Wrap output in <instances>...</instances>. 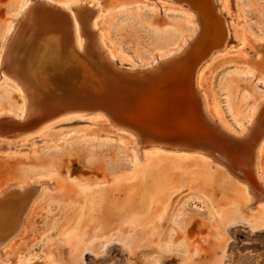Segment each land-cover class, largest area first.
<instances>
[{"label": "rangeland", "instance_id": "1", "mask_svg": "<svg viewBox=\"0 0 264 264\" xmlns=\"http://www.w3.org/2000/svg\"><path fill=\"white\" fill-rule=\"evenodd\" d=\"M79 1L94 5L85 18L97 16L105 48L124 67L160 56H185V67L220 18L229 45L208 60L200 86L210 122L226 139L244 142L240 137L251 134L253 108L262 101L254 118L264 110V0H216L217 17L187 0H0V58L33 2L45 6L42 23L63 30L53 20L65 22V7ZM187 39L189 49L181 50ZM86 46L61 68L77 63L85 72ZM85 66L88 76L98 78ZM48 67L43 88L52 97L59 87ZM168 87L171 101L180 103L185 86L177 80ZM22 104L21 93L0 74L1 135L11 137L35 122L37 117L18 120ZM170 110L169 116L152 112L158 115L151 118L174 120L170 116L178 111ZM132 139L87 118L0 140V192L16 184L40 185L21 230L0 248V264H264V200L253 197L264 187V153L257 174L246 169L241 177L209 151L201 150L211 160L150 153Z\"/></svg>", "mask_w": 264, "mask_h": 264}, {"label": "bare ground", "instance_id": "2", "mask_svg": "<svg viewBox=\"0 0 264 264\" xmlns=\"http://www.w3.org/2000/svg\"><path fill=\"white\" fill-rule=\"evenodd\" d=\"M161 1L175 4V0ZM187 1L201 13L217 17L216 0ZM89 6L94 7L88 1H79L69 7L66 6L65 8H68L69 12L63 9L66 12L61 14L65 16H63L65 22L53 20L54 23H61L64 27L63 30L51 23H42L40 19L46 10L45 6L33 2V5H29L26 9L22 20L19 21V26L13 30L12 39L7 42L8 44L4 48L3 56L0 58V64L3 63L0 74L9 80L14 89L19 91L23 97L18 120L37 118L31 127L17 130L11 137L0 134V140L30 137L35 133L44 132L54 122L95 118L111 130L133 138V142L137 144L140 150L150 153L197 155L210 159L201 150L209 151L216 160L226 163L238 176L244 177V174L248 173L245 172L246 169L256 175L261 156L264 153V110L258 118H254V114L261 106L262 101L253 108L249 125L247 124L251 134L239 136L244 139V142L237 140L232 143L233 139H226L225 135H228L224 132L220 133L217 125L215 126L213 122H210L206 96L200 86V79L208 60L215 52L222 51L229 45L230 33L220 26V18H216L214 35L209 34V38L206 36L207 40L204 39L205 41L201 47L199 46L198 52L192 53L185 67L180 65L185 56L169 59V61H165V56H160L150 64L124 67L115 63L105 48L97 28V16H90L88 20L85 18V12ZM81 12L83 13L81 14ZM61 17L58 18L61 19ZM189 39L192 40L190 37ZM189 39L182 43L181 50L184 46L189 49L191 44H189ZM85 44H87V48L82 55L86 60L83 63L84 70H86L85 74H91L85 66L86 64L90 65L93 70L92 74L94 77L96 75L98 77L94 80L98 82L100 87L109 89L107 95H110V102L106 105L95 103V101L93 103L90 99L84 101L72 99L63 103L60 99V91H53L52 93L53 95L56 94V97L53 95L51 97L50 93L43 88L45 77H42V71L49 66V69L52 68L51 71L54 69V73L59 74L60 69H62L61 66L74 59L73 51L75 49L83 50ZM61 48L64 49L62 53L60 52ZM179 66L183 68L181 67L180 73L176 74ZM121 68L129 72H136L139 77H148L154 73V78L148 81L147 87H144V81L139 82L138 87L136 83L135 85L121 86L116 82V72L114 74L115 70L120 71ZM177 80L185 86L182 99L179 96L181 107L177 110L178 113H171V117L174 115L176 117L174 120L176 119L177 122L167 117L163 121H154L151 118L154 115L152 112L163 113V116L166 112L171 111L173 101H171L167 91L169 87L172 90L173 86L168 87V85ZM55 83L61 87L56 80ZM175 90L178 89L175 87ZM175 90L173 89L174 92ZM176 94L177 92H175ZM144 95H146L145 100ZM134 96H137L139 100L137 113H134V110L130 108V99ZM120 108L125 109L128 113L125 116H119L117 112ZM101 109H107L110 113L107 115ZM156 115L158 114L154 116ZM140 128L142 129L140 130ZM174 128H178L181 133L162 134L163 130ZM256 190L257 193L253 189L255 193L253 197L256 200H264V187L256 188ZM39 193L40 185L33 182L25 185L16 184L0 192V248L5 246L21 230L37 202Z\"/></svg>", "mask_w": 264, "mask_h": 264}, {"label": "water", "instance_id": "3", "mask_svg": "<svg viewBox=\"0 0 264 264\" xmlns=\"http://www.w3.org/2000/svg\"><path fill=\"white\" fill-rule=\"evenodd\" d=\"M115 72L117 74L116 82L119 83V85L121 86H126L130 84L135 85L136 83L138 87L139 82L144 81V85H145L144 87H147L149 85L148 81H151L152 78H154L153 76L154 73L149 75L148 77L147 76L139 77L136 72H129V71L123 70V68H121L120 71L115 70L114 74ZM140 74L143 75L142 73ZM93 79H94L93 77L91 78L90 76L85 74V72H83L82 70L81 65L77 63H72V65L71 64L67 65L66 67L62 69V71L59 74H55V77H54V80H56V82H60V84L62 85L68 83L67 85H64L58 88V90L60 91V95H61L60 99L63 103H66L67 101H70L72 99H75L78 101H84L86 99L87 100L90 99L93 103L95 101V103L106 105L107 103L110 102V98H109L110 95H107L109 89L108 88L106 89L103 86L100 87L98 82H96V80H93ZM137 91L140 92V90H137ZM145 98H146V95H144V100ZM137 104H139V100L137 96H134V98L130 99V106H131L130 108L134 110L133 111L134 113H137L136 112ZM180 105L181 104L179 103L178 99H175L172 102L171 107L175 111H177L180 109L181 107ZM101 110L107 115L108 113H110V111L107 109H101ZM117 113H119V116H125V114H127L128 112H126L125 109L120 108L118 109ZM166 114L168 115L170 113L166 112ZM12 123H15V122H12ZM6 125H11V124L6 123ZM141 129L142 128H140V130ZM179 133L181 132L178 128L167 129V130L162 131V134H166V135H174V134H179Z\"/></svg>", "mask_w": 264, "mask_h": 264}]
</instances>
